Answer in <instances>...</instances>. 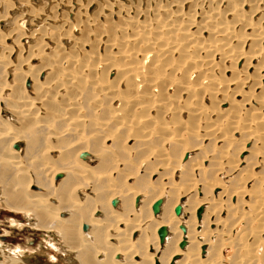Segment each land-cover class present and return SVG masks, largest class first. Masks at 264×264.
<instances>
[{
	"label": "bare ground",
	"instance_id": "bare-ground-1",
	"mask_svg": "<svg viewBox=\"0 0 264 264\" xmlns=\"http://www.w3.org/2000/svg\"><path fill=\"white\" fill-rule=\"evenodd\" d=\"M4 1L8 14L0 20L3 22L0 25V71L6 73L0 76V96L3 94L1 97L7 99L12 95L11 101L13 98L18 100L10 105L13 115L18 116L22 123H33L36 128H41L37 132H42L39 135L48 144L44 142L47 145L37 157L32 149L37 137L32 145L24 146L22 131L25 127L13 124V117L0 118V144L5 140L0 145V205L11 212L28 216L30 222L33 218L35 221L30 225L35 230L55 231L62 241L57 246L53 244L55 254L49 253L48 257L56 261H66L68 264H223V249L216 244L220 237L226 235L224 227L227 222L221 214L224 205L234 196L237 199L226 206L231 208L247 204L243 202L249 190L245 184L251 178L248 171L253 174L250 165H247L244 182L231 188L225 184L224 172L239 170L250 156L236 160L228 155L226 149H221L218 156L214 152V157L205 154L202 163L200 158L190 156L196 149L202 151L199 143L183 147L184 160L171 159L169 153L161 151V148L152 149L156 151L153 158L162 167L169 165L171 169L174 168V173L178 170L192 172L193 177L181 182L161 172L157 181H137L135 184L124 181L118 185L113 176V167L104 171L89 164L95 159L104 161L106 155L112 153V145L107 142H115L119 131L128 130L124 134L125 142L148 140L156 136L162 138L164 143H172L182 140V133L187 132L196 134L202 140L218 133V143L223 140L230 143V131L223 130L228 124L235 127V132H243V135L255 140L245 138L240 150L251 155L255 152L253 155L261 157L264 146H259L263 149L256 152L252 141L264 143V123L258 126L259 121L264 122V0H143L146 4L142 0H111L113 3L109 4L104 0L105 3L98 9L109 11L108 21L114 18L112 22L109 21L112 23L109 28L104 25L107 18L100 11L96 12V7L94 13L85 12L88 6L94 5L93 0H86L85 4H77L69 13L65 11L75 19L71 15L73 19L67 22L71 17H64L62 27L58 24L65 36L60 37L59 34L55 39L59 41V38L65 37L69 40L68 37H72L73 48L76 50L78 47L77 50L83 52L80 55L83 56L78 57L72 48L75 53L65 55L69 66L63 76L60 70L58 72L60 67L52 54H48L52 60L49 57L42 67L25 60H17L14 64L6 60L7 53L18 57L22 49L12 41L7 42L6 46L1 45L4 39L7 41L10 38L7 34L10 30L3 32L4 22L10 20L12 12L20 11L25 2H31L29 7L34 9L35 0ZM63 1L58 2L59 9L67 2ZM57 5L54 3L53 8ZM244 6L249 8L242 11ZM42 11L40 8L36 15H41ZM56 11L43 16L45 24L59 20L57 16L60 17L61 12L57 14ZM251 14L254 17L252 20L247 18ZM24 19L22 23L25 27ZM91 29L94 32H90ZM78 30L87 33L80 39L73 37L72 34ZM22 32L20 35H23ZM25 37L20 38L24 40ZM261 42L262 45L259 44ZM98 45H106V51L99 52L95 48ZM116 60L120 62L116 63ZM236 62L241 63L238 69L233 66ZM50 68L56 71L42 77ZM255 88L257 92H254ZM86 91L95 93L91 103L96 112L106 100H110L111 104L118 101L121 106L116 108V112H111L105 121L91 120L83 112L84 105L80 101L86 96ZM183 94H188L190 98L185 109L196 110L205 119L213 114L216 118L205 121L201 126L193 123L195 119H188L189 122L184 125L179 124L178 117L168 121L169 114H178L183 109H179L177 103ZM199 94L219 97V101L228 106L208 109L198 101L201 97ZM2 98L1 104L4 102ZM191 102L195 106H191ZM240 109H247L248 112L253 109L255 115L240 116ZM137 110L141 112L136 115ZM55 119L64 127L53 124L47 128L37 127ZM89 121L94 122L96 127L83 126ZM112 124L115 130L111 129ZM3 138H7V141ZM62 139L69 141L62 143ZM82 152L86 154L82 155ZM216 158L217 164L209 162ZM110 159L114 160L113 166L121 171L118 173L123 174L122 177L135 176V173L117 167L123 161L116 155ZM171 160L175 161L174 164ZM28 163H32L31 169ZM9 168H14L20 178V182L12 187L6 181L12 174ZM157 168L162 170L160 166ZM198 170L202 174H197ZM58 173L61 175L56 177ZM166 178L169 181H164ZM259 178L264 180V176ZM3 196L7 198L4 200ZM158 198H161V203L159 210L154 212L152 204ZM114 199L115 203L112 201ZM253 202L255 204L251 206L257 213L256 217L264 219L263 198L259 197ZM177 204L181 205L179 214L175 213ZM200 206L202 210L198 215ZM240 212H243L242 209ZM246 212L244 217L252 219L250 212L248 215ZM162 225L167 227V233L161 240L158 228ZM182 225L184 230L180 227ZM256 232H253V236L259 239L263 230ZM183 238L186 241L181 247ZM252 244L242 245L245 258L255 255L250 253L253 247L256 250L255 244L251 247ZM6 251L0 242V253L7 254ZM25 255L26 252L13 250L6 255V261L28 264Z\"/></svg>",
	"mask_w": 264,
	"mask_h": 264
},
{
	"label": "rangeland",
	"instance_id": "rangeland-1",
	"mask_svg": "<svg viewBox=\"0 0 264 264\" xmlns=\"http://www.w3.org/2000/svg\"><path fill=\"white\" fill-rule=\"evenodd\" d=\"M59 1L60 2H64L63 0H52V1L51 0H35L34 4H35L36 8L33 6V8L35 10L29 7V5H32L31 2L29 4H28V2H25V3L22 4L23 7H22V9H20V11L16 10V11H14V12H12L10 14V16L12 18L10 17V20L7 23L4 22L5 29L3 30V32H7L8 30H10L7 33L9 35L8 38L9 37L10 38L7 39V41L4 39V41H3V43L1 45L2 46H4V45L6 46L7 42L11 43V41H12V42H14V44L16 46L21 47L22 53H21V55H18V57L17 56L15 57L16 54L12 56L11 55L12 53H10V55H8V53H7L6 60L9 59L12 62V64L17 62V60H18V62L25 60V61H30L31 64H34L36 66L40 65L39 67H42L43 63H46V61H48V58L51 56L50 54H52V56L54 55V58L56 59V64L58 65V67H60V69L58 68V72L60 70V73L63 76L64 75L63 72L66 70V67L69 66L68 65L69 62H68V60H66L67 58L65 59V57H66L65 55H67L68 53H72L73 54V53L76 52V56L77 55H79L78 57H82L83 56V55L80 56L83 52L82 51H78L79 50L78 47H76V50L73 48L75 44H74V40L72 39V37H68L67 36L69 38V40L65 39V37L61 38V39L57 38L59 41H57L55 38L57 37L56 35H58V37H59V34H60V37L61 36L62 37L65 36V35H63L64 33L61 31V30H63L61 28L62 27L61 25H63L62 23L65 21L63 18L65 17V19L66 18L68 19L69 17H71V19L69 18L67 22L71 21L74 18V16L71 14L73 16V18H72V16L70 14H68V13L72 10L73 7H76L77 4H81V3H82L81 5L85 4L86 0H75V2H74V0H66L67 2L64 4V7L60 8V9L58 8L60 3H59V5H57ZM96 1L101 2L100 5ZM105 1H107L108 4L111 2V0H105ZM105 1L104 0H93L92 2H94L93 3L94 5L88 6L86 8L85 12L88 13V14L92 13L94 11L95 7H96L95 11L96 12L100 11V13H102L103 16L105 18H107L106 19L107 22H105L107 24H104L105 28H107L109 26V24L111 26V24H112L111 22L114 20V18H110L109 21H111V22H109L108 21V17L109 16H107L109 11L107 12V10L103 11V10L98 9V8L101 7L102 3H105ZM145 1H147V0H145ZM145 1H143V2L145 3ZM2 2H3V0H0V4H1L0 5V20H1L2 17L6 16L8 14V12L6 14V11H8V9L5 8V6H6L5 1L3 3ZM54 3H55V5H57L56 8H53L54 7ZM111 3H113V1ZM144 3H142V4L140 3V5L144 7L147 2L145 4ZM38 7H40L44 11V12L42 11L43 13L40 12L41 15H39V16H37L38 13H39V10H40V8H38ZM248 8H249V6H244V7L241 8V10L242 11H246ZM54 9L55 10L57 9V11H56L57 14H59L61 12L60 13V17L57 16V18H59V20H54V21H51V22H48L47 24H45L46 23V19H44L43 16L44 15L49 16V14L50 15L53 14L52 10L55 13ZM36 11H37V13H36ZM65 11L66 12L69 11V12L66 13ZM22 12H23V14H22ZM63 12H64V14H63ZM61 14H63L64 16L62 17ZM23 16H25V19H24ZM248 16L249 17H247V18H251L250 20L254 19L252 14L248 15ZM19 19H21V20H19ZM22 19H24L26 21V26L25 27H24V24L22 23V21H23ZM115 19H117V18L115 17ZM15 23H16V25H15ZM58 24L61 26L60 27L61 29L58 27ZM0 25H3V22H0ZM13 26H14V28H13ZM54 26H57V27H54ZM102 26L103 25H101V27ZM17 27H19V28H17ZM48 27H50V28H48ZM54 28H55V30H54ZM81 29L82 28H80V30ZM21 30L23 31L22 32L23 35H20ZM24 30H25V32H24ZM80 30L74 32L72 34V36L73 37H79V39H80L82 37V35H85L87 33V32L86 33H82V31H80ZM95 30H96V28L94 29V31ZM94 31L91 29L90 32H94ZM27 32L29 34H27ZM56 32H57V34H56ZM25 36L26 37L28 36V37L26 38ZM20 37H22V38L25 37L26 40L25 39L21 40ZM18 38H19V40H18ZM71 41H72V46H71ZM262 42L259 43V44L262 45ZM261 45H259V46H261ZM105 46L106 45H98V46H95V48L96 49L98 48L97 50L99 52H105L106 51L105 50ZM253 46L254 45H252V47ZM254 47H257V46H254ZM72 48H73V50H75V52L71 50ZM0 50H1V47H0ZM50 58L52 60V57H50ZM11 59H13V60H11ZM115 62L117 63V62H120V61L116 60ZM50 65H52V64H50ZM233 66L236 67L235 69H238V67H241V63L239 62V64H238L236 62V64H233ZM53 69L54 68H50L49 70L46 69L47 71L42 74V77H45V76L47 77V76L52 75L53 72L56 71V70L53 71ZM2 73L4 74L6 72H3V71L1 72L0 71V76H1ZM17 74L18 73H16V75ZM110 76H113V74H111ZM18 79L16 81H18ZM38 79L40 80V75L38 76ZM15 84H17V83H15ZM24 86H26V85H24ZM90 91L89 92L86 91V96H83L84 98L80 99V101H81V104L84 105L83 112L85 114H87L88 118H90L91 120L94 119V121H96V119H97L99 121H101V120L105 121V120L109 119L110 115L112 114L111 112H116V110L119 108V106H121L120 102H118V101L116 103H114V104H111L110 100H106L104 102V104H102L103 107L101 109H99L98 112H96L95 109H93V104L91 103L93 94H95V93L90 92ZM254 92H257L256 88H255ZM8 93H10V92H8ZM32 95L35 96V94H32ZM199 95H201V94H199ZM1 96H0V98H2ZM7 96H9V95H7ZM12 97L13 96L10 95V97H8L7 99H5V98L1 99V101L3 100L4 102L2 101L3 103L2 104L0 103L1 104L0 105V118H4L5 117L7 119H10L11 117H13L14 121L11 120L13 124H15L16 126H21V127L24 126L25 127L24 130L22 131V133L24 134L23 138H22V140L24 141V146L27 145V144L28 145H32L31 143H33V141L37 137L36 138L37 141L35 140V142L33 143V145H32L33 148L32 149H33V152H35V155H37V157H39V155L41 154V151L48 144V141H46V140L44 141L45 138L43 136L39 135L40 133H42L41 131H39V134H38L37 130L41 129V128H36L35 125L33 126V123H30V124H28L27 122H23L22 123V120L19 119L18 116L13 115V113L11 112V109H10V105H14L16 102H18V100L16 101L15 98H13L12 101H11ZM218 98L219 97L211 96V94H206V95H203V96L201 95V97L198 98V101L202 105L206 106L207 108L209 107L208 109H213L214 108L216 110V108L217 109L227 108V106H228L227 103L224 104L223 101H219ZM237 98H239V96H237ZM57 99H60V98L57 97ZM186 100L187 101L190 100L188 94H183V95L180 96L179 102H177L178 103V108L179 109L183 108V109L181 111H178L179 115L178 114H169L167 116V120L168 121L171 120L172 118L178 117L179 118L178 121H180L179 124L184 125V123L189 122L190 119H192V120L195 119V121H193V123H196L195 124L196 126H198V125L201 126L202 124H204L205 121H209V120L213 121L216 118V115L213 114L212 116H210V118L205 119V118H202V115L199 112L197 113L196 110L190 111V110H188V108L185 109V106H187L189 104V101L187 102ZM6 101L9 102V103H6ZM191 101H194V98H193V100L191 98ZM54 102H57V101H54ZM186 103H187V105H186ZM190 104L192 106V104L194 105L195 103L191 102ZM2 106H5L3 111H2ZM236 108H237V106H236ZM240 110H241L240 111V116H244V115L245 116H254L255 115V111L253 109H252L253 112H252V110H251V112H248L247 109H240ZM139 112H141V110L135 111L136 115L139 114ZM97 115H99V116H97ZM195 115H196V117H195ZM94 116H95V118H94ZM188 119H189V121H188ZM196 119H198L199 122H198V120L196 121ZM254 120H256V119H254ZM46 123H48V124H46ZM46 123L43 124V126L40 125V126H37V127L47 128L49 126H52V124H53V126H57V127H62L63 126L64 127V125L60 121H57V119H55L54 122L48 121ZM261 123L263 125L264 122L259 121L258 122V126ZM83 126H86V127H92V126L94 127L95 126L96 127V124L94 122H92V121L90 123V121H89L88 123H84ZM225 126L226 127H224L223 130L227 129V130L230 131V132H228V134L230 135L229 137H231V142L230 143H227L226 142L227 140H223L222 142L218 143L217 138H216V135H218V133L210 134V135H208L207 138H203V140H202V139H200L199 136H196V134H193V133L189 134L187 132L182 133V140H178V142L175 141V142H172V143L170 141L164 143L165 141L162 138L156 137V136L148 138V140H142V141L141 140L140 141L132 140L130 142H127V141L125 142L126 135H124V134H127L128 130H126V132H124V131H119L117 129V131L120 132L119 135H118V138L116 139L117 142L116 141L114 142L113 140H110V141L107 142L108 145H112L111 146L112 153L109 152L110 154L108 153L109 155L108 154L106 155V158H105L104 161H102V159H99V160L95 159L89 165H91V167L97 166V169H101V170H104V171L105 170H110V168L113 167L112 168L114 170L113 176H114V178L116 177L115 181H116V183H118V185H119V183L123 184L124 181H126L128 183L129 182L130 183H134V184L137 183V181H139V182H141V181L145 182L146 180L148 182L157 181V179L160 178L159 175L161 176V174H162L161 172L167 173L168 175H166V176L169 177V178L172 177V179L174 181L181 182V181H186V179H188V177L189 178L191 176L193 177L192 172H190L189 170H183V171H179L178 170L176 173H174V168L171 169L169 167V165H166V166L162 167L158 163L159 161L157 159L153 158L154 153L156 152L154 150H157V149L159 150L161 148V151L164 150L165 152L169 153L171 159H173V160H180V159L184 160L183 147H185V145L186 146L193 145V144L196 145L197 143H199V144H201V147L203 148L202 151L198 152L197 149H196L193 152H191L190 156L192 158H200L202 160V163L204 162L203 160L205 159V157H203V156L205 154L207 156L211 155L212 157H214L215 156L213 154V152H214V153H216V156H218V153L221 152L220 151L221 149L222 150L226 149L228 151L227 152L228 155L231 156V158H234L236 160L238 158L239 159L242 158V156L244 157L245 155L250 156L253 160L250 159V157H249V159L246 161L247 163H242L239 170H236V169H233V171L232 170H230V171L225 170V172H224L225 176L223 175L224 176L223 178H225L224 179L225 182H226L225 184H227L226 186H230L231 188H234L236 186H240L244 182L243 178L245 177L246 173H248V172H249L250 177L252 179L249 178L248 180H246V184H245V187L247 189H249V190H248V195L245 197V199H243V202L245 201V203H247V204H245L244 206L240 205V204L236 205V206L234 205V207L232 206L233 208L232 207L230 208V207L226 206L228 203H233V201L235 199H237L234 196V197L230 198V201L228 203H226V205H224L225 208H224V211L222 212L221 216L224 219H226V222H227V224L225 223V227H224L226 235L224 237H220L219 236L221 238V240H220V238H219V240H220V242L221 241L222 242L220 243L219 240H218V242L216 244L219 245L218 248L221 247L223 249V264H264V219L259 220L256 217L257 216L256 215L257 214L256 211L253 210L254 207L251 206V205L255 204L253 201L255 199H259V197H260V199L263 198V200H264V180L262 181L259 178L260 176H264V156H263L264 154H262L261 157H259L257 155H253L255 152H253L252 155L248 154L247 151L242 152L240 150L241 149L240 147L243 145L242 144L243 140H245V138H247V140H254V138L251 139V137L243 135V132H240V133L235 132V130H236V129H234L235 127L233 128L229 124L225 125ZM110 127L113 130H115V128H116L115 125H113V124ZM44 128L42 130H44ZM121 132H123V133H121ZM164 134H163V136H164ZM180 134H181V132H180ZM26 136H28V137H26ZM31 136H32V138H31ZM33 136H35V137H33ZM3 139H6V141H7V138H3ZM68 139L70 140L71 138L69 137ZM0 140H2V138ZM69 140L62 139L61 142L62 143L65 142V141L68 142ZM4 141H2L1 144ZM105 141L106 140H104V143H106ZM44 142L45 143L47 142V144L44 145ZM252 144H253L254 150L256 152H257V150H262L263 149V148H259V146H261V145L264 146V143L263 144L262 143H258V141L257 142H253L252 141ZM126 145H127L128 148L130 147V149H127V147L125 148L124 146H126ZM255 145H256L257 148L255 147ZM164 146L166 148H164ZM113 147L115 148V150H114ZM152 149H154V150L152 151ZM204 151H205V153L203 154L202 152H204ZM0 152H1V150H0ZM114 155H116V158H120L121 162L123 161L122 163H119L117 167L122 168L123 171H125V172L130 171L132 173H135V176H133L132 178H127V177L125 178V176L122 177L123 174L118 173V172H121V171H117V169H115V167H114L115 166L114 165V163H115L114 160L110 159ZM54 156H55V154H54ZM173 160H171L172 164H174V162H175ZM213 161H209V162L212 163V164H214V163L217 164L218 163L217 158L214 159ZM249 161H251V162H249ZM258 161H259V163H258ZM252 162H253V164H252ZM31 164L32 163H30V164L28 163L27 164L28 166H31L30 169L32 168ZM35 164L37 165V163H35ZM247 165H250V168L252 169V172H253L254 175L251 174L250 171L246 172ZM158 166H160L162 168V170L161 169L158 170V168H157ZM9 169L11 170L10 172H12V174L10 175V177L6 178L7 180L6 179L5 180L7 182L9 181L8 185L10 187H12L17 182H20V178H19L18 175H16L17 173L15 172L14 168H9ZM200 172H201V170L200 171L198 170L197 174H199ZM201 174H202V172H201ZM207 175H208V173L206 172L205 176H207ZM238 176H240V177H238ZM198 177H202V176L199 175ZM0 178H1V175H0ZM4 178H3V180H4ZM169 178L168 179L166 178V180L164 179V181H169ZM234 184H236V185H234ZM216 190L219 191V189H216ZM212 193H214V191H212ZM4 198L5 197L3 196V199ZM226 207L228 208V210H225ZM238 208H239V210H238ZM241 209H242L243 212H240ZM245 212L247 213V215H248L249 212L252 213V215L249 213V215H250L249 217H251L252 219L247 218L248 216L244 217L246 215ZM229 213H230V215H229ZM232 215H233V217H232ZM31 220L32 221L30 222V219L28 218V216H26V215H24L22 213L11 212L10 210H8L5 207L0 205V242L2 243L4 249L7 250L6 251L7 254L6 253H4V254L0 253V264H14V263H9V262L6 261V257L8 256V252H12L13 250L26 252L25 257L27 258L26 260H27L28 264H59V263L60 264H68L66 261L65 262L62 261V260L56 261V259H52L50 256L48 257L49 253L50 254H52V253L55 254V248H53L54 247L53 244H55V246H57L58 242L62 241L61 238L59 237V235L55 231H51L50 233H48L47 231L33 229L31 227L30 223L33 224L35 220L33 218ZM260 228L263 230V234L258 239L255 236H253V234L257 233L256 232L257 230H261ZM256 241H258V242H256ZM244 243L246 245L247 244H251V243L255 244V249L257 251L254 250V247H253L254 245L252 244L251 247H253V250L250 252L252 254L253 253L255 254L253 256L254 260H253V257L252 258H248V257L245 258L244 257V255H243L244 251L242 249V245H244ZM58 247H61V246H58ZM204 248H207V246L204 247ZM204 255H205V253H204ZM255 256H256V258H255ZM251 259H252V261H251Z\"/></svg>",
	"mask_w": 264,
	"mask_h": 264
},
{
	"label": "water",
	"instance_id": "water-1",
	"mask_svg": "<svg viewBox=\"0 0 264 264\" xmlns=\"http://www.w3.org/2000/svg\"><path fill=\"white\" fill-rule=\"evenodd\" d=\"M17 146V145H16ZM84 154H86V152H82V155H84ZM61 174H57L56 175V177H59ZM113 201V203H115L116 202V199H114V200H112ZM160 203H161V198H158L157 200H155L154 201V203L152 204V208H153V211L154 212H157L158 210H159V205H160ZM201 210H202V206H200L199 208H198V211H197V214L198 215H200V212H201ZM180 211H181V205L180 204H177L176 206H175V213L176 214H179L180 213ZM183 230L185 229V227L182 225V226H180ZM158 233H159V235H160V238H161V240L163 239V236L167 233V227L165 226V225H162V226H160L159 228H158ZM185 238H183L181 241H180V246L182 247V246H184V244H185Z\"/></svg>",
	"mask_w": 264,
	"mask_h": 264
}]
</instances>
